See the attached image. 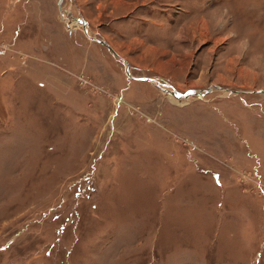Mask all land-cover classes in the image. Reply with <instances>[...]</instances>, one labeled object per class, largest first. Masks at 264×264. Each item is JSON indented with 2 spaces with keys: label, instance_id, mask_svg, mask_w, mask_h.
Listing matches in <instances>:
<instances>
[{
  "label": "rangeland",
  "instance_id": "obj_1",
  "mask_svg": "<svg viewBox=\"0 0 264 264\" xmlns=\"http://www.w3.org/2000/svg\"><path fill=\"white\" fill-rule=\"evenodd\" d=\"M258 53L264 0H0V264H264Z\"/></svg>",
  "mask_w": 264,
  "mask_h": 264
},
{
  "label": "water",
  "instance_id": "obj_2",
  "mask_svg": "<svg viewBox=\"0 0 264 264\" xmlns=\"http://www.w3.org/2000/svg\"><path fill=\"white\" fill-rule=\"evenodd\" d=\"M61 20H63V16L61 17ZM78 20L79 24H81L82 26V29L84 30V33L86 34V36H88L87 34V30H86V27H87V23L84 19L82 18H79V19H76ZM90 41L92 42H95L101 46H103L104 48H106L117 60L121 61L122 59L117 55V53L110 47V45L104 41V40H101V39H97L95 37H88ZM123 62V60H122ZM128 65L125 66V72H126V75L128 78L130 79H134L133 77L130 76L129 74V71H128ZM142 80H146L148 82H151L153 83L154 81L152 79H142ZM157 88L159 89V86H157ZM218 89V88H217ZM162 92L166 93V94H170L168 91L164 90V89H161ZM210 90H205L203 93H197V96L198 97H202L204 94H207ZM178 92H175V93H171V94H174V95H171V96H178L179 98H187L188 95H182V94H177ZM235 94V95H238L240 92H230V94ZM262 94H264V92H261ZM176 94V95H175ZM192 96H194L195 94H191Z\"/></svg>",
  "mask_w": 264,
  "mask_h": 264
},
{
  "label": "clouds",
  "instance_id": "obj_3",
  "mask_svg": "<svg viewBox=\"0 0 264 264\" xmlns=\"http://www.w3.org/2000/svg\"><path fill=\"white\" fill-rule=\"evenodd\" d=\"M224 15H227V10H225ZM221 21H217L220 23ZM236 48L238 50V58L242 57L244 53L247 52L249 48V39L247 36L241 37L237 43ZM250 63L254 65V69H262L264 68V53H258L255 56L250 58Z\"/></svg>",
  "mask_w": 264,
  "mask_h": 264
},
{
  "label": "bare ground",
  "instance_id": "obj_4",
  "mask_svg": "<svg viewBox=\"0 0 264 264\" xmlns=\"http://www.w3.org/2000/svg\"><path fill=\"white\" fill-rule=\"evenodd\" d=\"M63 21L66 23L67 21H65V19L63 18ZM66 24H68V23H66ZM155 86L157 87V86H159V90H161V89H164V90H166V91H168V89L166 88L167 86H163L162 84H156V82H155ZM169 92V91H168ZM175 93V92H174ZM176 95V94H175ZM171 99V101L173 102V103H176V104H178L179 102H181L180 104H182V103H184V101H187V100H178L176 97H174V98H170ZM177 99V100H176Z\"/></svg>",
  "mask_w": 264,
  "mask_h": 264
}]
</instances>
